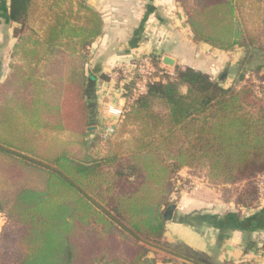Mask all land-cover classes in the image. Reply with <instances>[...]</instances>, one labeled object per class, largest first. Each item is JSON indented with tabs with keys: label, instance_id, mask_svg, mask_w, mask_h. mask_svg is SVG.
<instances>
[{
	"label": "trees",
	"instance_id": "obj_1",
	"mask_svg": "<svg viewBox=\"0 0 264 264\" xmlns=\"http://www.w3.org/2000/svg\"><path fill=\"white\" fill-rule=\"evenodd\" d=\"M178 2L197 43L224 52L243 46L234 0ZM9 19L18 41L0 81V212L9 223L1 264H148L140 240L162 238L177 172L207 167L223 185L264 174V105L257 107L255 86L234 89L179 67L102 138L111 146L134 126L127 152L119 143L89 161L85 133L64 140L63 102L69 88L85 94L100 15L81 0H11ZM247 222L264 227V211Z\"/></svg>",
	"mask_w": 264,
	"mask_h": 264
},
{
	"label": "crops",
	"instance_id": "obj_2",
	"mask_svg": "<svg viewBox=\"0 0 264 264\" xmlns=\"http://www.w3.org/2000/svg\"><path fill=\"white\" fill-rule=\"evenodd\" d=\"M81 1L102 19L101 33L89 47L86 63L85 96L90 102L100 103L93 112L97 117L92 119L96 124L92 128L95 130L88 134L90 137L100 131L101 119L106 117H112L109 123L116 127L114 122L119 119L109 110L112 107L124 110L126 98L115 92L119 88L115 76L119 69L129 66L132 53L142 48L150 51L146 53L152 52L160 67L168 71L175 72L176 67L192 68L231 86L238 49L224 52L197 43L178 0ZM10 3L11 0H0L1 82L16 61L13 52L18 26L9 19ZM164 58L174 60V66L165 65ZM192 205L193 210L185 216L168 220L159 246L152 244L154 253L149 252L148 264H264V227L250 226L247 221L251 216L221 217L210 214L217 211L214 207L219 204L201 203L205 205L201 207L194 202Z\"/></svg>",
	"mask_w": 264,
	"mask_h": 264
},
{
	"label": "rangeland",
	"instance_id": "obj_3",
	"mask_svg": "<svg viewBox=\"0 0 264 264\" xmlns=\"http://www.w3.org/2000/svg\"><path fill=\"white\" fill-rule=\"evenodd\" d=\"M234 3L237 4V17L242 24L244 36L241 40L243 46L237 48L239 53H236L237 55L235 56V63L233 66L235 75L230 87L240 89L245 84H253L255 86L254 92H257V96L260 98V101L256 102L257 107H259L264 105V0H234ZM146 52L150 51L142 48L139 52L132 53V55L135 56L139 53L145 54ZM151 53L147 54L151 56L153 60L154 55L153 53L151 55ZM129 70L130 67L127 66L125 69H119L117 71L115 83L119 88H117L115 92H119V94L123 95L128 94L127 90L130 89V86L125 76H128ZM172 71L173 72H168L175 74L173 69ZM129 75H131V71ZM242 77L244 80H241ZM124 90L126 91L123 92ZM66 92L69 93H67L63 102V121L66 128V134L63 135L64 140L70 135L68 132H75L77 134L85 133L88 140L86 156L88 160L92 162L93 160L99 161L102 158L104 159L108 155V148L118 147L119 143V146H123L124 150L127 152L128 148L131 146L130 140L134 134L133 132H135L134 126L128 127L125 132H118V134L112 138L113 143L110 146V144H107L102 139V137L105 138L108 136L109 132L114 128V126L109 123L112 117H106L101 119L100 131L90 137L88 134L95 130L92 128H94L96 124L92 119L97 117L96 113L93 114V112L94 110L97 111L95 108H97L100 103L90 102L88 96L86 97L85 94L81 96L80 92L82 91H79L77 88H69ZM83 92H87L86 89ZM89 116H92V118H89ZM120 120L122 119L114 122L116 127ZM109 124L111 127L109 126L110 128H107ZM127 154L122 157H127ZM106 171H108V169H106ZM258 179L251 182L238 183L236 185H223L221 183L217 184V182L209 178V170L207 167L184 168L177 172L172 178L173 189L168 198V205L165 208L164 217L167 222L172 218L176 219V217H183L189 210H193L191 206H194L192 205L194 202L198 203V205L195 206H200L201 203L209 205L219 204V206L217 205V207H214L217 211L210 214H219L221 217H229V214H232L235 217H239V219H245L247 216L263 212L264 207H259L257 204ZM190 183L194 184V186L190 185ZM203 206L205 207V205H201V207ZM201 213L206 212L201 211ZM193 214L190 215V217L194 216ZM6 220L0 212V264L4 259L2 245L3 230L9 224ZM160 240L161 239L157 242H146L141 239L140 242L149 248V252L154 253L152 244L159 246ZM180 249L184 250L182 247H180Z\"/></svg>",
	"mask_w": 264,
	"mask_h": 264
},
{
	"label": "built area",
	"instance_id": "obj_4",
	"mask_svg": "<svg viewBox=\"0 0 264 264\" xmlns=\"http://www.w3.org/2000/svg\"><path fill=\"white\" fill-rule=\"evenodd\" d=\"M131 75L128 74L126 77L127 83H129L130 89L127 90L128 94L124 95L126 98V106L124 110H118L116 108H110L109 112L116 116L117 119H122L123 115L127 109V106H131L134 102L141 96L147 93L148 87L154 83L163 80L165 76H173L174 73L168 72L164 67H157L151 56L147 53H139L135 55L129 64ZM124 90L123 92H125ZM129 96V97H128ZM115 128L111 130L108 136L112 135ZM112 129V128H111ZM107 137V136H106ZM258 201L259 207H264V174H262L258 179ZM190 185H193L190 183Z\"/></svg>",
	"mask_w": 264,
	"mask_h": 264
},
{
	"label": "water",
	"instance_id": "obj_5",
	"mask_svg": "<svg viewBox=\"0 0 264 264\" xmlns=\"http://www.w3.org/2000/svg\"><path fill=\"white\" fill-rule=\"evenodd\" d=\"M163 63L167 66L173 67L175 62L171 58H164Z\"/></svg>",
	"mask_w": 264,
	"mask_h": 264
}]
</instances>
